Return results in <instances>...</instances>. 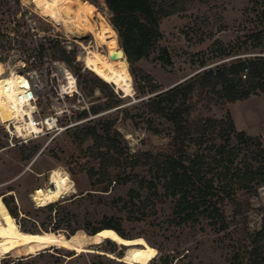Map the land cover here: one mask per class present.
Listing matches in <instances>:
<instances>
[{
	"label": "rangeland",
	"instance_id": "rangeland-1",
	"mask_svg": "<svg viewBox=\"0 0 264 264\" xmlns=\"http://www.w3.org/2000/svg\"><path fill=\"white\" fill-rule=\"evenodd\" d=\"M28 1L0 0V59L6 68L2 76L13 70L18 77L29 79L36 96L37 119L54 113L55 106L62 112L66 104L74 113L60 115L54 130L25 140L17 136L14 126L12 133L6 126L17 125L18 120L0 115V202L11 218L9 221L15 217L9 213L4 198L17 212L12 223L34 230L29 232L33 236H55L50 230L56 227L58 234L66 236L70 228L86 231L112 220L128 235L149 239L160 251V263L169 255L172 264H255L250 250L255 232L264 224V184L256 192H238V211L228 197L219 201L218 206L230 223L226 230L206 216L196 222L179 224L174 218L172 198L152 197L147 206L136 199V205L128 208L121 198L128 199L132 188L140 190L145 198L147 190L141 189L140 180L155 176L158 166L172 150L171 124L149 113L144 102L177 84L194 80L207 70L235 60L263 56L264 0H196L184 12L162 19L163 37L159 47L133 67L136 72L135 78L132 75L131 95H125L111 83L101 88L93 82L91 77L95 73L85 67V49L77 38L42 17ZM92 6L110 18L104 0ZM91 19L99 29L94 12ZM258 33L263 37L262 43L255 38ZM81 39L85 44H94L90 34ZM56 41L59 47L55 49L51 43ZM42 46L46 49L44 53ZM115 46L122 47L119 36ZM62 48L74 58L73 62L62 59ZM59 64L67 66L77 78L78 93L73 96L62 95L70 90L60 74ZM128 65L131 69L129 62ZM145 75L158 87L156 91L152 92ZM190 98L187 105L191 108V118H222L232 111L240 129L251 123L255 132L246 133L261 137L264 144V134L260 133L264 94L234 103H216L217 95L213 92L201 93L196 89ZM82 105L90 108L86 115H80ZM148 118L153 119V126L160 132L148 128ZM107 128L110 136L120 141L118 153L108 149L103 135ZM231 144H236V140ZM242 147L237 156L240 164L250 161L248 146ZM134 163L138 164L132 169ZM54 168L67 170L75 186L59 199L62 205L55 206L58 213L55 208L37 206L32 196L49 185ZM90 170L96 171L93 180ZM117 178L124 183H115ZM110 179L113 181L109 190H102ZM143 210L150 216L135 219ZM58 220H61L59 225L55 224ZM52 238L0 239V264H125L106 255L80 252ZM98 247L116 252L120 248L108 240Z\"/></svg>",
	"mask_w": 264,
	"mask_h": 264
},
{
	"label": "trees",
	"instance_id": "trees-1",
	"mask_svg": "<svg viewBox=\"0 0 264 264\" xmlns=\"http://www.w3.org/2000/svg\"><path fill=\"white\" fill-rule=\"evenodd\" d=\"M88 1L96 5L98 3V0ZM195 1L104 0L110 13L109 20L118 32L120 44L126 52V61L131 65L130 70L134 78L136 72L134 65L149 56L160 45L163 37L160 26L162 19L184 12L187 6ZM255 38L262 43L261 33H258ZM51 47L56 49L59 47V42L51 43ZM42 50L43 53L46 51L44 46ZM60 54L66 62H73L74 58L70 57L66 49L62 48ZM166 61L170 62L169 59ZM245 70H247V76L244 78ZM144 79L148 84L151 83L152 92L158 89L148 75H145ZM91 80L101 88L109 85L96 74L91 77ZM196 89L201 90V93L205 90L213 92L217 95L216 103L223 101L234 103L264 94V55L235 60L217 69L207 70L194 80L186 84H177L149 97L144 102L149 108V113L158 115L171 124L172 150L158 166L155 176L140 180L141 189L147 190L145 198H142L140 190L132 188L127 194L128 199L121 198V200L128 208L130 205H136V199H139L143 206H147L152 197L153 199L155 197V200L172 198L175 201L174 218L179 224L196 222L200 217L206 216L213 219V223H219L221 230H226L230 227V223L224 218L218 203L228 197L238 211L239 202L236 198L238 192H256L258 186L264 184V144L261 137H254L244 130H239L230 112L222 118L210 116L191 118V108L187 103L191 100L192 91ZM93 111L97 112V109L93 108ZM86 113L83 111L80 115H86ZM147 120L149 129L154 132L161 131L153 126L152 118ZM103 135L108 142L109 151L113 149L118 153L120 141L110 136V129H105ZM218 139L224 140L218 142ZM233 139L236 140L234 145L231 144ZM243 145L248 146L250 161L240 164L237 156L243 149ZM252 145H256L255 148H252ZM254 162L258 163L257 166ZM137 164L134 163L132 169ZM105 168L108 169V166ZM89 176L91 180L95 179L96 171L90 170ZM112 181L110 179L102 190L108 191ZM114 181L124 183L119 178ZM92 183L94 185V182ZM74 197H71V201H74ZM4 201L9 208V213L16 218L17 212L5 198ZM59 201L41 208H55L58 213L55 206L62 205ZM0 208V219L11 220L1 202ZM148 216L150 214L143 210L139 216H135V219L143 220ZM60 222L61 220H58L55 224L59 225ZM105 228H113L123 237H132L122 230L119 223L112 220L105 221L99 227L86 229V232L95 234ZM58 229L59 227L50 230L58 239L71 237L79 230V228H70L66 236H61L56 232ZM23 230L28 233L34 232L25 228ZM147 241L154 245L149 239ZM250 252L257 261L255 264H264V224L255 232ZM159 255L160 251L151 264H172L173 258L171 259L169 255H166L160 263Z\"/></svg>",
	"mask_w": 264,
	"mask_h": 264
},
{
	"label": "bare ground",
	"instance_id": "bare-ground-1",
	"mask_svg": "<svg viewBox=\"0 0 264 264\" xmlns=\"http://www.w3.org/2000/svg\"><path fill=\"white\" fill-rule=\"evenodd\" d=\"M28 2L42 17L62 26L68 35L77 38L76 41L85 49L83 61L87 69L104 81L113 84L125 95L132 94V73L126 57L122 54L118 58L111 57L113 52L120 49L115 46L118 32L100 10L94 9L91 2L88 0H30ZM92 12L99 19V29L95 27L96 24L94 25L91 19ZM87 34L94 38V44H85L82 41L81 38ZM107 46L113 48L108 49ZM5 69L4 63L0 61V115L18 120L17 125L15 123L6 125L10 132L12 133L14 126L18 137L27 138L34 133L45 134L46 131L54 128L56 126L55 116L47 115L41 120L37 119L38 106L34 102L35 94L33 92L30 94L33 87L29 79L18 77L13 70L6 76H2ZM59 71L66 80V85L75 91L77 81L73 72L64 64H59ZM48 184L44 189L32 194L34 202L39 207L58 201L75 188L70 173L61 168H54L50 172ZM14 221L15 218L12 221L0 219V239L49 237L46 234L33 236L23 230L19 224H13ZM50 236L56 239L57 243L62 242L80 252L106 255L125 264H151L159 253L158 249L144 236L123 237L113 228H105L95 234L78 230L71 237L64 239ZM106 240L119 245L120 248L117 250L123 251L122 254L98 247Z\"/></svg>",
	"mask_w": 264,
	"mask_h": 264
},
{
	"label": "built area",
	"instance_id": "built-area-1",
	"mask_svg": "<svg viewBox=\"0 0 264 264\" xmlns=\"http://www.w3.org/2000/svg\"><path fill=\"white\" fill-rule=\"evenodd\" d=\"M246 76H247V70H245V72H244V74H243V77H244V78H245ZM75 77H76V76H75ZM76 81H77V78H76ZM67 89H69L70 91H69V92L65 91V94H62L63 96H64V95H71V96H73L74 93H78L77 87H76L75 91L71 90L69 87H68ZM30 92L32 93L33 90H32V91L30 90ZM33 93H34V92H33ZM34 102H35L36 105H37L36 100H34ZM60 107H61V106H60ZM81 107H82V110H83V111H89V110H90V108H89L88 105H82ZM65 109H66V110H65ZM65 112L68 113V114H70V115H72V114L74 113L73 110H72V108L70 107L69 104H66V105H65L64 110H62V112L60 111V109H58L57 106L54 107V113L49 114V116H50V117L55 116V119H56V126H55L54 128H52V129H49L48 131L54 130L55 128L58 127L59 117H60V115H63ZM37 113H38V110H37L36 114H37ZM41 119H42V117L40 118V120H41ZM8 130H9V129H8ZM9 132H10V130H9ZM41 134H42V133H41ZM41 134L34 133V134L31 135L30 137H31V138L38 137V136H40ZM30 137H27V138H30ZM23 139L25 140V137H23Z\"/></svg>",
	"mask_w": 264,
	"mask_h": 264
},
{
	"label": "crops",
	"instance_id": "crops-1",
	"mask_svg": "<svg viewBox=\"0 0 264 264\" xmlns=\"http://www.w3.org/2000/svg\"><path fill=\"white\" fill-rule=\"evenodd\" d=\"M261 95H263V94H261ZM260 96V95H259ZM254 97V96H253ZM231 113H232V115H233V119H234V121H235V123H236V126L238 127V129H240V127L238 126L239 124H238V122H237V120L235 119V115H234V113L231 111ZM262 128L260 129V133L262 132L263 134H264V120H263V122H262V126H261ZM252 128H254V125H252L251 123H248L247 124V126L246 125H244L240 130H244V131H246V132H250L251 134H254V132L255 131H252L253 129Z\"/></svg>",
	"mask_w": 264,
	"mask_h": 264
},
{
	"label": "water",
	"instance_id": "water-1",
	"mask_svg": "<svg viewBox=\"0 0 264 264\" xmlns=\"http://www.w3.org/2000/svg\"><path fill=\"white\" fill-rule=\"evenodd\" d=\"M120 54L124 55V56L127 58V56H126V52H125V50H124L123 47H120L119 51H115V52H113V53L111 54V57H112V58H118V57L120 56ZM30 94H31V92H30Z\"/></svg>",
	"mask_w": 264,
	"mask_h": 264
},
{
	"label": "snow or ice",
	"instance_id": "snow-or-ice-1",
	"mask_svg": "<svg viewBox=\"0 0 264 264\" xmlns=\"http://www.w3.org/2000/svg\"><path fill=\"white\" fill-rule=\"evenodd\" d=\"M142 243V242H141Z\"/></svg>",
	"mask_w": 264,
	"mask_h": 264
}]
</instances>
